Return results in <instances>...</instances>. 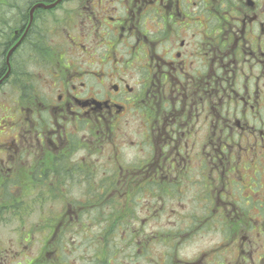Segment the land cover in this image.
Instances as JSON below:
<instances>
[{
  "label": "flooded vegetation",
  "instance_id": "af4514ba",
  "mask_svg": "<svg viewBox=\"0 0 264 264\" xmlns=\"http://www.w3.org/2000/svg\"><path fill=\"white\" fill-rule=\"evenodd\" d=\"M0 264H264V0H0Z\"/></svg>",
  "mask_w": 264,
  "mask_h": 264
},
{
  "label": "rangeland",
  "instance_id": "374dc122",
  "mask_svg": "<svg viewBox=\"0 0 264 264\" xmlns=\"http://www.w3.org/2000/svg\"><path fill=\"white\" fill-rule=\"evenodd\" d=\"M8 11H9V8H7L6 6H4V5H1L0 6V17L2 18H4L5 20L7 19V16L9 15L8 14ZM1 21V20H0ZM0 24H1V22H0ZM3 96H5V95H0V97L2 98Z\"/></svg>",
  "mask_w": 264,
  "mask_h": 264
}]
</instances>
